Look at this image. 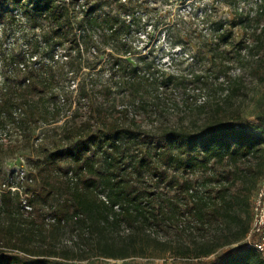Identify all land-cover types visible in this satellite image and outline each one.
I'll return each instance as SVG.
<instances>
[{
  "label": "trees",
  "instance_id": "16d2710c",
  "mask_svg": "<svg viewBox=\"0 0 264 264\" xmlns=\"http://www.w3.org/2000/svg\"><path fill=\"white\" fill-rule=\"evenodd\" d=\"M239 1L229 0L232 6ZM75 2L0 0V18H16L12 15L16 11L39 26L43 49L50 45L65 49L61 57L66 58V74L77 76L79 70L73 68L81 61L83 45L97 56L99 50L90 33L70 31ZM261 2L248 43L235 48L238 63L246 54L264 52ZM90 12L78 26L83 31L98 26L95 18H87ZM237 17L247 30L254 23L242 14ZM118 22L109 18L99 24L113 34ZM112 34L99 43L110 45ZM39 43L40 39L29 43L31 57ZM226 54H219L223 63ZM50 59L32 69L20 59L1 74L0 131L12 133L0 141V150L14 155L33 148L37 140L41 144L33 148L31 161L39 185L30 201L33 212L21 209L19 194L1 196L0 264H92L99 258L116 262L107 264H140L135 259L145 257V246L160 244L149 230L162 226L173 234L160 245L186 263L236 246L209 264H264L259 253L244 243L252 224V196L264 177V114L256 116V123L244 124L242 106L232 103L245 75L231 81L227 73L222 76L223 102L196 105L198 115L187 123L181 118L176 125L164 123L147 131L134 115L130 118L127 107H115L110 113L98 107L86 115L77 107L58 126L73 108V91L59 87L65 76H57L61 65L54 56ZM259 63H249L250 74L264 73ZM116 68L121 81L115 85L122 89L131 84L125 80L128 69L118 63ZM77 90L78 102L95 93L84 82ZM42 125L51 129L35 138Z\"/></svg>",
  "mask_w": 264,
  "mask_h": 264
},
{
  "label": "rangeland",
  "instance_id": "374dc122",
  "mask_svg": "<svg viewBox=\"0 0 264 264\" xmlns=\"http://www.w3.org/2000/svg\"><path fill=\"white\" fill-rule=\"evenodd\" d=\"M75 5L72 9H75L77 13L71 15L74 27L69 28L70 31L76 30L77 35L81 36L90 33L97 42L94 47L99 50L97 56L93 48L89 49L90 46L86 48V45H83L81 61L73 68L75 72L79 70L77 76L66 74L68 71V66L64 64L66 58L61 57L66 52L65 49H53L51 45L43 49L45 46L39 26L28 22L21 17V13L16 11L12 12L16 18L11 15L4 19L0 18V85L1 74L7 72L14 62L24 59L21 60L22 63L27 64L28 69H32L40 62L50 63V58L54 56V59L59 61L61 65L59 68L62 71L57 76L63 78V73L65 76L60 80L59 87L73 91L72 101L74 100L68 117L61 120L58 126L71 117L73 110L77 107H81L83 115L98 107L104 110L109 109V113L115 107L116 109L127 107L130 118L134 115L141 129L147 131H155L163 127L164 123L176 125L181 118H185L187 123L191 116L196 118L195 115H198L196 105L208 100L223 102L220 83L223 82L222 76L226 73L230 81L245 75L241 89L235 93L232 100V103L242 106V122L254 124L256 116L264 114V73L253 71L250 74L251 68L248 66L251 62L254 65L262 62L264 72V52L254 56L242 54L245 59H242L240 63L237 62L235 55L237 44H247L252 29L256 28L255 19L258 17V9L262 7L261 0H240L236 6H232L229 0H126L125 2L124 0H76ZM82 5H85V9ZM88 10L92 13L90 12L87 18H95L98 26L83 31L78 26L82 20L86 19ZM239 14L250 17L254 22L251 25L253 27L250 26L247 30L248 25L242 24L237 17ZM109 18L119 21L117 30L113 34L105 24H99ZM124 20L131 25L128 22L126 25L123 24ZM110 34L113 35L110 45L102 46L99 42L104 44L103 37ZM38 39H40L38 51L31 57L29 43ZM113 47H117L118 50L116 51ZM118 51L119 55H117ZM222 51L227 52L224 63L219 55ZM117 63L121 68L128 69L125 80L131 83L122 89L115 85L116 82L121 81L119 78L121 75L118 72L120 68L113 69V65ZM241 65L245 68H241ZM168 78L172 80L166 82ZM83 82L95 93L86 100L78 102L77 89ZM48 129H51L50 126L42 125L36 132L35 138L41 137V134ZM16 137L14 139L19 138ZM39 144H41L40 140L35 141L33 148ZM33 148L18 151L14 155H8L5 150H0V182L10 172L22 166L31 175L36 176L31 164L34 159ZM25 188L23 195L32 191L36 194L39 190L36 178L32 186ZM4 193L12 196L17 194L2 190L0 204ZM255 194L256 192L252 196V202ZM19 196L22 202V193ZM125 230L127 234L128 230ZM149 231L152 232L151 237L160 244L173 234L165 226L153 227ZM160 244L145 246V257H138L135 262L209 264L222 253L236 249V246L226 247L201 261L186 263L185 259L173 258ZM109 262L116 263L104 258L91 260L92 264ZM83 264L89 263L83 262Z\"/></svg>",
  "mask_w": 264,
  "mask_h": 264
},
{
  "label": "built area",
  "instance_id": "2783aa9c",
  "mask_svg": "<svg viewBox=\"0 0 264 264\" xmlns=\"http://www.w3.org/2000/svg\"><path fill=\"white\" fill-rule=\"evenodd\" d=\"M82 8L85 9V5H82ZM74 87H76V85ZM11 133L12 131H9L8 129L0 131V141L10 139ZM34 182L35 177L22 166L14 170L12 173L10 172L3 180L0 184V192L3 190V192H10L12 194L22 193V210L26 213L33 212L34 207L30 201L34 197L35 192L32 191V193H25V195H23V191L26 190L25 187L32 186ZM251 211L252 224L244 243L248 244L249 247L254 248L264 261V177L259 181L256 194L251 204ZM48 220L53 219L48 217Z\"/></svg>",
  "mask_w": 264,
  "mask_h": 264
}]
</instances>
